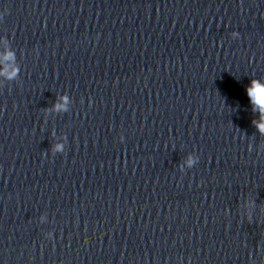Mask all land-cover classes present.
Listing matches in <instances>:
<instances>
[{"label":"water","instance_id":"1","mask_svg":"<svg viewBox=\"0 0 264 264\" xmlns=\"http://www.w3.org/2000/svg\"><path fill=\"white\" fill-rule=\"evenodd\" d=\"M0 39V264H264V0H0Z\"/></svg>","mask_w":264,"mask_h":264},{"label":"clouds","instance_id":"2","mask_svg":"<svg viewBox=\"0 0 264 264\" xmlns=\"http://www.w3.org/2000/svg\"><path fill=\"white\" fill-rule=\"evenodd\" d=\"M10 49L8 42L0 39V59L8 57ZM245 94L248 98L250 109L256 113V118L252 121L256 130L264 135V79L252 78L245 86ZM195 162V157L189 155L187 164Z\"/></svg>","mask_w":264,"mask_h":264}]
</instances>
